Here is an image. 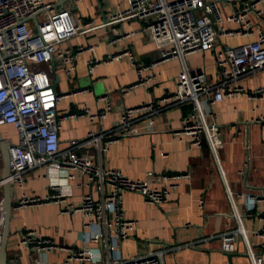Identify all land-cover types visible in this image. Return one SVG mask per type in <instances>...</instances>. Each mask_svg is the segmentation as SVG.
Returning a JSON list of instances; mask_svg holds the SVG:
<instances>
[{"label":"built area","instance_id":"built-area-1","mask_svg":"<svg viewBox=\"0 0 264 264\" xmlns=\"http://www.w3.org/2000/svg\"><path fill=\"white\" fill-rule=\"evenodd\" d=\"M74 1L80 3L83 0ZM226 1L126 0V8L118 5L120 9L110 14L104 26L108 28L117 22L142 23L144 33L160 51V59L151 64L139 63L134 52L127 48L108 55L104 60H89L88 75L92 78L101 65L126 58L138 76L137 83L123 91V96H126L131 89L148 88L154 84L159 77L156 69L163 63L177 60L183 70L174 91L139 107L124 106L118 115L113 116L108 129L105 123H109L114 114L111 95L100 97L104 107L97 114H92L86 106L81 116L88 117L91 123H98L99 129L92 130L84 141H72L70 148L62 151L59 132L64 121L77 114L66 116L58 112L62 97L56 91L54 77L63 74L70 83L74 82L79 56L92 52L95 47L81 45L73 50L65 43L85 31L94 30L95 21L81 25L70 10L56 8L53 0H0V129L14 128L18 140L11 149L10 176L6 180L11 186L13 199L18 192L13 208L58 204L62 216L82 215L86 229L80 245L73 249L39 234L37 230L20 231L13 239L10 236L8 253L9 249L14 253L28 251L32 264H53L46 258L51 254H62L61 264H164V256L169 249L123 257V244L133 237L137 229V223L125 217L123 195L137 193L152 205H164L181 182L190 181L191 174L165 173L158 178L159 187H152L155 175L151 172L143 180H134L120 171L96 165L90 156L72 158L70 155L75 149L88 145L100 148L107 138H110L109 143L116 142L119 136L130 133L140 123L150 130L157 115L173 107L187 105L184 123L175 136L190 149L200 150L207 141L216 156L224 140L214 106L236 96L264 97V87L248 93L241 84L246 77L264 70V31L257 23L264 18V0H244L231 12L225 9ZM131 36L128 34L121 38ZM239 38L254 40L234 47L222 44L224 39ZM117 42L112 41L113 44ZM201 52L212 54L217 68L216 79H210L205 72L189 70L186 59ZM42 65L49 71L41 69ZM88 92L89 89H78L74 94ZM5 141L11 143L7 139ZM42 166H46L53 175L67 170L68 174L64 175L67 179L80 172L88 178L89 187L96 186L100 199H95L89 191L79 202H74L58 182L53 183V193L46 197L27 195V175ZM6 181L0 174V249L5 213L3 186ZM263 203L264 190L247 195V212L244 215L234 210L233 218L238 226L234 231L221 235L223 254L236 253L243 243L245 256L251 263L264 264V214L260 216L263 222L260 230L248 231L243 226V218L259 214L257 210ZM256 239L261 242L257 243ZM185 246L194 248V244ZM175 249L179 250L181 246ZM8 264L21 262L19 258L8 257Z\"/></svg>","mask_w":264,"mask_h":264},{"label":"crops","instance_id":"crops-1","mask_svg":"<svg viewBox=\"0 0 264 264\" xmlns=\"http://www.w3.org/2000/svg\"><path fill=\"white\" fill-rule=\"evenodd\" d=\"M58 9H68L81 25L95 21V29L85 31L65 43L70 49L78 46L95 47L92 52L79 56L77 73L73 83L63 74L55 79L56 91L62 97L58 112L61 115H74L66 119L59 132L60 148L67 151L72 141H84L92 130H98V123H91L88 117H82L86 106L92 114L99 113L104 103L100 97L110 94L114 114L105 128L111 127L114 115H118L124 106L139 107L155 102L175 90L178 76L182 72L179 61H170L157 67V81L150 87H136L126 96L123 91L138 81V76L126 58L120 62L103 64L97 68L94 77L88 75L87 63L93 58L104 60L108 55L131 49L139 63L151 64L160 59V51L143 31V24L136 21L114 23L104 26L109 16L120 5L127 7L126 0H83L80 3L71 0H53ZM173 1V0H170ZM244 0H227V12L240 6ZM120 9V8H119ZM264 31V18L257 21ZM133 35L122 39L125 35ZM121 38V39H119ZM113 40H118L113 44ZM253 38L224 39L222 44L238 46ZM193 73L205 72L212 80L217 78V68L212 54L197 53L186 59ZM41 69L48 70L45 65ZM248 93L264 87V70L252 74L241 81ZM78 89H89L88 93H77ZM188 106H178L160 113L155 117L154 126L148 129L140 123L130 133L118 137V141L109 143L104 139L101 147L92 145L75 149L72 158L90 156L96 165L120 171L134 180H143L147 173L155 178L152 187H159V177L165 173H190L189 182L183 181L169 201L160 206L152 205L140 194L127 192L123 195V211L128 220L137 223L133 237L122 247L123 257L147 254L149 251L169 249L164 256V264H252L245 256V247L241 243L237 252L225 255L221 252V235L234 231L238 226L233 218L234 210L244 215L247 212V195L264 190V97L252 99L249 96H236L218 103L213 110L222 131L223 146L214 156L207 141L202 149H190L180 141L175 133L182 128ZM2 135L12 144H17V133L12 127H3ZM241 132V134H238ZM13 135V139L6 138ZM10 143V142H8ZM3 164L2 158L0 164ZM65 170L56 175L50 174L46 166L31 171L26 177L27 195L46 197L53 193V183L58 182L71 200L79 202L83 195L91 191L95 199L101 194L96 186L89 187L88 178L80 172L73 173L67 179ZM72 174V171H69ZM3 174V165L0 166ZM18 192L13 203L16 204ZM259 214L244 217L246 230L258 231L263 222L264 203L257 210ZM85 219L82 215L65 217L60 214V205L48 204L29 208H13L11 218V239L20 231L37 230L39 234L55 240L68 248L80 245ZM260 243L261 240H257ZM186 244H194L187 247ZM181 246L177 250L176 247ZM9 259L19 258L21 264H32L28 251L12 252ZM262 251V249H261ZM264 254V250L262 252ZM46 257V256H44ZM62 254H51L46 258L54 260ZM53 263V262H52Z\"/></svg>","mask_w":264,"mask_h":264},{"label":"water","instance_id":"water-1","mask_svg":"<svg viewBox=\"0 0 264 264\" xmlns=\"http://www.w3.org/2000/svg\"><path fill=\"white\" fill-rule=\"evenodd\" d=\"M73 1V0H71ZM13 148L12 143L5 141L1 129H0V153L3 160V180H7L10 176V161H11V149ZM4 196V229L0 249V264H8V243L11 236V218L13 211V198L10 184L6 181L3 186Z\"/></svg>","mask_w":264,"mask_h":264},{"label":"rangeland","instance_id":"rangeland-1","mask_svg":"<svg viewBox=\"0 0 264 264\" xmlns=\"http://www.w3.org/2000/svg\"><path fill=\"white\" fill-rule=\"evenodd\" d=\"M13 135H9V136H7L6 138H11V139H13V137H12ZM1 194V193H0ZM56 259H54V260H51L52 262H53V264H61V258H60V261H59V259L57 258V257H55Z\"/></svg>","mask_w":264,"mask_h":264}]
</instances>
